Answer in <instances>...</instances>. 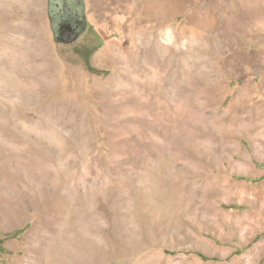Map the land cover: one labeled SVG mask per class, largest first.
Returning a JSON list of instances; mask_svg holds the SVG:
<instances>
[{"label":"rangeland","instance_id":"rangeland-1","mask_svg":"<svg viewBox=\"0 0 264 264\" xmlns=\"http://www.w3.org/2000/svg\"><path fill=\"white\" fill-rule=\"evenodd\" d=\"M83 2L0 0V264H264V0Z\"/></svg>","mask_w":264,"mask_h":264},{"label":"water","instance_id":"water-1","mask_svg":"<svg viewBox=\"0 0 264 264\" xmlns=\"http://www.w3.org/2000/svg\"><path fill=\"white\" fill-rule=\"evenodd\" d=\"M64 3L65 7H70V11L75 12L76 24L73 26L71 20H61L60 8ZM52 6L51 14L56 15L58 24L56 28L52 25L53 17L49 16L52 31L54 33L55 41L62 45H73L75 44L87 29V20L84 10L83 0H50Z\"/></svg>","mask_w":264,"mask_h":264},{"label":"flooded vegetation","instance_id":"flooded-vegetation-1","mask_svg":"<svg viewBox=\"0 0 264 264\" xmlns=\"http://www.w3.org/2000/svg\"><path fill=\"white\" fill-rule=\"evenodd\" d=\"M60 19L61 20H71L72 21V24L73 26H75L76 24V18H75V12L73 11H70V7H65L64 3H62V6L60 8ZM55 14V13H54ZM54 14H51V16L53 17V20H52V25L54 28H56V25L58 24V21L56 20L57 18L55 17L56 15Z\"/></svg>","mask_w":264,"mask_h":264},{"label":"bare ground","instance_id":"bare-ground-1","mask_svg":"<svg viewBox=\"0 0 264 264\" xmlns=\"http://www.w3.org/2000/svg\"><path fill=\"white\" fill-rule=\"evenodd\" d=\"M174 1V0H173ZM163 7H166V5L165 4H163ZM12 56V55H11ZM4 58V57H3ZM22 59V58H21ZM11 61V60H10ZM20 61V60H19ZM20 63V62H19ZM34 65V64H33ZM38 65V64H37ZM40 65V64H39ZM35 66V65H34ZM28 67V66H27ZM30 67V66H29ZM40 68H42V67H40ZM32 69H33V67H32ZM43 69V68H42ZM32 73H33V71H32ZM42 74V73H41ZM39 75V74H38ZM45 76V75H44ZM31 79V78H30ZM50 80L51 79H49V78H42L41 80H39V82H41V83H43V84H46V85H48V83L50 82ZM53 80H55V79H53ZM37 81H38V79H37ZM45 82V83H44ZM34 85V84H33ZM44 86V85H43ZM34 88V87H33ZM28 89V88H27ZM48 89V88H47ZM30 91V90H29ZM62 103V102H61ZM66 109L67 110H69V107L67 108L66 107ZM62 112H64V111H62Z\"/></svg>","mask_w":264,"mask_h":264}]
</instances>
